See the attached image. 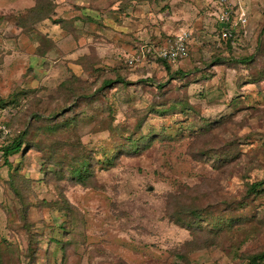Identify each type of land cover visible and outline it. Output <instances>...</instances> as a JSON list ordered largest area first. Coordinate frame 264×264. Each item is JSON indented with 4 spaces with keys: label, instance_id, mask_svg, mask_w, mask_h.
Wrapping results in <instances>:
<instances>
[{
    "label": "rangeland",
    "instance_id": "374dc122",
    "mask_svg": "<svg viewBox=\"0 0 264 264\" xmlns=\"http://www.w3.org/2000/svg\"><path fill=\"white\" fill-rule=\"evenodd\" d=\"M0 125V264H264V0H0Z\"/></svg>",
    "mask_w": 264,
    "mask_h": 264
},
{
    "label": "built area",
    "instance_id": "2783aa9c",
    "mask_svg": "<svg viewBox=\"0 0 264 264\" xmlns=\"http://www.w3.org/2000/svg\"><path fill=\"white\" fill-rule=\"evenodd\" d=\"M218 24L220 26V34L223 39H233L239 30H242L244 36L247 37V25L248 19L244 16H241L237 19L236 12L234 8L230 5H226L222 14L219 16ZM191 35L189 33L183 32L181 35L177 36L176 39L169 40L168 43L164 46H161L157 50V56L166 62H177L188 57V42L190 41ZM154 50L148 49V53ZM139 58H132L128 60L130 66L135 65L139 62ZM8 136V131L4 126L0 125V162L3 160V146L6 145V137Z\"/></svg>",
    "mask_w": 264,
    "mask_h": 264
},
{
    "label": "trees",
    "instance_id": "16d2710c",
    "mask_svg": "<svg viewBox=\"0 0 264 264\" xmlns=\"http://www.w3.org/2000/svg\"><path fill=\"white\" fill-rule=\"evenodd\" d=\"M238 32H239V28H238V31L235 33V35H238ZM223 40L225 42H228V45L232 46V44H233L232 39H223ZM154 54H155L154 51L148 53L149 57L155 56ZM151 58L153 59V57H151ZM154 59L157 60L156 58H154ZM158 60H161L162 62H164L165 64H167L166 61H164V60H162L160 58H158ZM140 63H142V61H139V62L135 63V65H133V66H130L128 63H127V65L132 68V67H134V66H136V65H138ZM165 64H164V66H166V68L169 71V67L167 66L168 64L167 65H165ZM106 84H107V82H106ZM6 141H7V137H6ZM10 142H8L9 144L4 145L3 148H2L3 149V157L5 158L6 161H8V159L12 155L17 154L18 152H20L21 147H22V144H23V142H22L21 139L20 140L19 139L16 140V138L13 140L12 143H10ZM84 172H85V169L82 166L80 169H78V170L75 171V174H74L75 176L74 177L77 178V179H79V182H78L79 184L86 185L82 181V175L84 174Z\"/></svg>",
    "mask_w": 264,
    "mask_h": 264
},
{
    "label": "crops",
    "instance_id": "0c3cea01",
    "mask_svg": "<svg viewBox=\"0 0 264 264\" xmlns=\"http://www.w3.org/2000/svg\"><path fill=\"white\" fill-rule=\"evenodd\" d=\"M74 22H76V21L74 20Z\"/></svg>",
    "mask_w": 264,
    "mask_h": 264
}]
</instances>
